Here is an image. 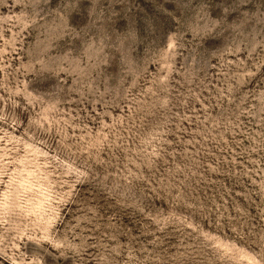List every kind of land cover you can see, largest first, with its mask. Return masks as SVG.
<instances>
[{
    "label": "rangeland",
    "instance_id": "rangeland-1",
    "mask_svg": "<svg viewBox=\"0 0 264 264\" xmlns=\"http://www.w3.org/2000/svg\"><path fill=\"white\" fill-rule=\"evenodd\" d=\"M0 264H264V0H0Z\"/></svg>",
    "mask_w": 264,
    "mask_h": 264
}]
</instances>
